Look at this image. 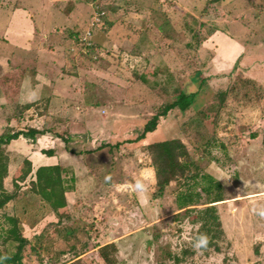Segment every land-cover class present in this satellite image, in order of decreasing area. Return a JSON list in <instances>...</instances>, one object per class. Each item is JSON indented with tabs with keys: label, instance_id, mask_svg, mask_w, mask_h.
<instances>
[{
	"label": "rangeland",
	"instance_id": "1",
	"mask_svg": "<svg viewBox=\"0 0 264 264\" xmlns=\"http://www.w3.org/2000/svg\"><path fill=\"white\" fill-rule=\"evenodd\" d=\"M34 1L0 0V58L28 72L47 53L57 61L54 75L62 69L73 82L63 94L39 90L28 100L14 91L21 75L0 70V133L47 130L5 146L4 187L17 197L0 209V251L14 250L3 241L9 214L24 237L21 264H107L98 249L111 242V264H264V219L248 210L252 198L264 204V0H55L51 10ZM98 7L110 25L92 24ZM13 8L33 15L26 22L36 24L33 50L13 46ZM226 88L222 102L217 91ZM181 89L197 90L192 106L169 110L134 140ZM172 138L184 142L198 173L222 184L223 199L213 203L222 227L217 248L192 249L185 228L197 231L198 223L177 206L185 190L201 194L190 207L207 205L200 184L181 177L153 197L146 145ZM50 147L62 176L60 216L28 191L32 166L24 173L23 160ZM137 178L144 196L127 187Z\"/></svg>",
	"mask_w": 264,
	"mask_h": 264
},
{
	"label": "trees",
	"instance_id": "2",
	"mask_svg": "<svg viewBox=\"0 0 264 264\" xmlns=\"http://www.w3.org/2000/svg\"><path fill=\"white\" fill-rule=\"evenodd\" d=\"M97 9V11H103V14L100 16L101 21H103L104 24L106 23L107 25H110L111 23L110 21H107L104 7H98ZM88 42L90 43L87 46L89 48V52L93 53L94 43L90 39ZM232 88L233 86L230 87V89ZM228 91L229 88L220 89L217 91L220 101L223 102L225 100V95ZM196 94L197 90H179L171 101L163 103L159 107L160 109L145 122L141 133L134 140L143 139L146 133L154 131L156 129L159 117L165 116L169 110L178 108L181 111H185L191 107L195 101ZM27 106H29V104L24 105V108ZM46 132L47 130L44 129L28 127L25 130L20 129L16 131L6 129L0 133V209H3L8 202L14 200L17 197V194L12 191H7L4 187L3 180L7 176L8 172V156L5 151V146L11 140L18 138L19 136L34 139L37 135H43ZM101 146L102 145L98 147ZM105 146H107V144ZM114 146H117V144ZM111 147L112 146H109V148ZM146 149L150 154L151 164L153 166L155 175V191L153 192L154 198L161 197L164 194V190L170 181L178 180L181 177L191 178L195 183L201 185L200 190L209 198V200L206 202L208 203L207 205L201 208L195 206L190 207L198 203L197 201L199 200L201 194L199 191L194 192L191 190H185L184 192H180L177 196V206L179 209H183L185 213L193 212V221L198 223L197 231L203 232L208 236V247L217 248L216 239L220 237L222 227L215 204L213 203L223 199L221 182L216 180L208 173H198L196 170L197 166L192 161L186 145L178 138L164 139L149 143L146 145ZM41 152L50 156L53 154V149H42ZM23 162L25 164L24 173L28 174L31 171V162L28 159H24ZM60 174L59 165L39 166L34 172V179L30 180V186L28 190L32 196L37 198L39 197L42 201L47 203V205L57 216L62 214L60 209H62V205H65L60 200L62 196ZM23 176H25V174H23ZM25 192H23L24 195ZM3 219L7 224V227L3 230V241L8 242L10 246L14 247V250L11 251L7 249L0 251V255H6L7 257L3 261V264H21L22 245L20 246L19 244L24 241V237H22L19 230L18 219L15 215L9 214H3ZM115 249L116 247L113 242L106 243L99 247L98 254L105 263L111 264L113 262V258H111V251L113 252ZM172 258L175 262L181 261V258L177 255H173ZM67 264L73 263L70 262Z\"/></svg>",
	"mask_w": 264,
	"mask_h": 264
},
{
	"label": "crops",
	"instance_id": "3",
	"mask_svg": "<svg viewBox=\"0 0 264 264\" xmlns=\"http://www.w3.org/2000/svg\"><path fill=\"white\" fill-rule=\"evenodd\" d=\"M53 2H55V0H35L34 3L36 4H40L42 6V8H46V9H52L54 4ZM43 3V4H42ZM49 6V8L47 6ZM13 12L16 13V17L13 16V19L16 18L18 19V35L15 37L14 39V47H17L19 49H24L22 52H25V50H33L34 48H32V38H33V31L36 29V24H32L30 21L29 26H27V20H29L30 18H33V15L30 14V17L28 16L29 14V10L27 12L25 11H19L16 10V8H13ZM45 10V9H44ZM48 11L46 10V13L51 12V14H53L55 16V14L57 15V13L52 12V11ZM48 11V12H47ZM45 13V14H46ZM61 13V12H60ZM66 16H70L73 13H69V12H65ZM12 15V13H11ZM15 15V14H14ZM63 15V14H61ZM28 16V17H27ZM20 23L23 24L25 27L27 26V29L25 28V30H21L20 29ZM15 24V22L13 23ZM43 27V25H42ZM16 30V29H15ZM15 30H13V32H15ZM47 30V29H45ZM226 43L233 45L231 47L238 46L236 41H233V39H226ZM23 46V47H22ZM50 52V50H47ZM52 52V51H51ZM36 53V52H35ZM45 60H40V59H35L36 63L35 66L31 67L28 72H26V70L21 69V67H19L16 64H13V67L10 69V59L6 58V57H1L0 58V66H1V72H7V73H15V75H21L20 79H18L17 84H14L13 87L15 88L14 91H16L17 97H19L20 95L24 96V94H27L29 89L34 90L37 92H39V90H47V91H53L54 93H60L63 94L64 92L67 91L68 88H71L70 84L73 82L72 79H70V76L67 75L65 72L62 71V69H60V72L58 71V73L60 75H54L53 70H55L57 72V61L54 60L55 58L51 56H47V53H45ZM40 68H39V67ZM42 67V68H41ZM39 70V71H38ZM37 71V73H36ZM53 73L52 76H50V73ZM10 73V74H11ZM57 74V73H55ZM12 75V74H11ZM25 76V77H24ZM27 77V78H26ZM27 85H29V87H27ZM11 86V85H10ZM27 88V89H26ZM3 93V92H2ZM51 149V147H50ZM55 151L53 150V154L48 156L46 154H41L40 152L37 151H33L31 157L27 156V159L31 162V166H32V172L36 170L37 167L39 166H54V165H59L60 163H58V158L55 155ZM34 157V158H32ZM82 158V157H80ZM81 161V159H80ZM83 172L86 173L85 168L83 170ZM9 173V172H8ZM80 173V172H79ZM61 175V174H60ZM62 177V176H61ZM83 177V176H81ZM87 177V176H86Z\"/></svg>",
	"mask_w": 264,
	"mask_h": 264
},
{
	"label": "clouds",
	"instance_id": "4",
	"mask_svg": "<svg viewBox=\"0 0 264 264\" xmlns=\"http://www.w3.org/2000/svg\"><path fill=\"white\" fill-rule=\"evenodd\" d=\"M37 98V93L34 90L29 89L26 99L28 100H35ZM110 177L105 176L104 179L108 180ZM129 191L139 194L141 196L146 195L147 193V185L143 182L142 179L137 178L135 181L127 185ZM258 187H264V186H258ZM264 194V193H261ZM259 197L252 198V202L249 205V212L259 217L260 219H264V204H261L258 202ZM198 228V226H196ZM186 233H192L190 244L194 251L201 252L205 250L208 247L209 244V238L208 236L199 231L194 230V226L191 224H188L185 228ZM6 255H0V264H3V261L6 259Z\"/></svg>",
	"mask_w": 264,
	"mask_h": 264
},
{
	"label": "built area",
	"instance_id": "5",
	"mask_svg": "<svg viewBox=\"0 0 264 264\" xmlns=\"http://www.w3.org/2000/svg\"><path fill=\"white\" fill-rule=\"evenodd\" d=\"M103 14V11H97L96 12V22H94V20H93V23L92 24H94V23H97V22H100V16ZM91 33L89 32V31H87V35H90Z\"/></svg>",
	"mask_w": 264,
	"mask_h": 264
}]
</instances>
